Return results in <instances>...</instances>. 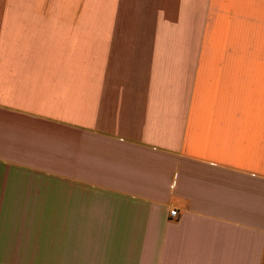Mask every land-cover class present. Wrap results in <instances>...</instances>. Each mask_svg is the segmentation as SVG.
<instances>
[{
    "label": "crops",
    "instance_id": "obj_1",
    "mask_svg": "<svg viewBox=\"0 0 264 264\" xmlns=\"http://www.w3.org/2000/svg\"><path fill=\"white\" fill-rule=\"evenodd\" d=\"M0 264H264V0H0Z\"/></svg>",
    "mask_w": 264,
    "mask_h": 264
},
{
    "label": "built area",
    "instance_id": "obj_2",
    "mask_svg": "<svg viewBox=\"0 0 264 264\" xmlns=\"http://www.w3.org/2000/svg\"><path fill=\"white\" fill-rule=\"evenodd\" d=\"M168 216L173 218L176 217V211L174 209H170L168 212Z\"/></svg>",
    "mask_w": 264,
    "mask_h": 264
}]
</instances>
